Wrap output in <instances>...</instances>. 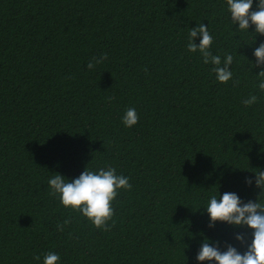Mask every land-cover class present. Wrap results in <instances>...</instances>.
<instances>
[{"label":"trees","instance_id":"trees-1","mask_svg":"<svg viewBox=\"0 0 264 264\" xmlns=\"http://www.w3.org/2000/svg\"><path fill=\"white\" fill-rule=\"evenodd\" d=\"M200 23L214 55L234 56L227 84L187 50ZM238 29L226 0H0V264H43L47 252L58 264H201L206 239L243 254L235 235L250 244L252 230L210 228L204 208L218 192L246 203L262 191L264 92L252 64L264 35ZM250 94L258 102L246 107ZM108 166L132 185L113 201L109 231L49 195L56 173Z\"/></svg>","mask_w":264,"mask_h":264},{"label":"clouds","instance_id":"clouds-1","mask_svg":"<svg viewBox=\"0 0 264 264\" xmlns=\"http://www.w3.org/2000/svg\"><path fill=\"white\" fill-rule=\"evenodd\" d=\"M228 12L231 15L232 23L239 25V31L249 32L250 26H255L256 35H264V0H258L257 10L253 11L254 0H226ZM200 38V43H195L196 38ZM255 42V40H254ZM213 36L209 32V27L204 23L198 24L196 28H190L188 32L187 50L190 53H199L204 64L212 65V72L215 73L216 80L227 84L233 80L232 65L234 56L226 54L223 59L220 55H214L211 51ZM254 56L256 63L254 67H261L257 76L258 83L255 87L260 92H264V43L255 48ZM107 55L94 57L87 67L92 70L97 64L107 60ZM240 81L235 80L234 86H239ZM113 99L109 97V100ZM258 102V96L250 94L249 98L243 101L246 107H250ZM139 116L135 108L126 109L123 116V124L126 127H133L138 123ZM255 183L262 191L257 201L243 202L238 194L225 192L221 196L213 194L209 197L206 206L207 214L210 216L209 227L214 228L217 221L227 223L237 227H247L252 230L251 243L248 244L246 233H237L235 239L241 244L247 245V250L241 254L236 247L231 244L226 245V251H221L219 242L215 246L207 239L202 243L197 260L203 262H215V264H264V202L260 201V196L264 194V171L255 172ZM129 177L117 175L116 168L108 166L97 171L88 167L78 178L69 180L63 175L56 173L48 180L50 187L49 195L58 197L65 208L81 213L97 229L109 231L114 226L109 225L115 214L113 201L116 200L119 190H131L132 185ZM246 183H253L251 178L246 179ZM70 220H65L62 224H57V230L63 232L65 225ZM35 260L39 261L40 256ZM60 256L55 252L44 254L43 264H58Z\"/></svg>","mask_w":264,"mask_h":264}]
</instances>
